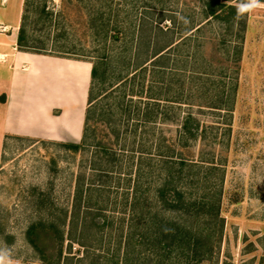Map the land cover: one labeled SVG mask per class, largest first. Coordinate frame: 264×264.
I'll list each match as a JSON object with an SVG mask.
<instances>
[{
    "label": "rangeland",
    "instance_id": "obj_1",
    "mask_svg": "<svg viewBox=\"0 0 264 264\" xmlns=\"http://www.w3.org/2000/svg\"><path fill=\"white\" fill-rule=\"evenodd\" d=\"M113 2V11L109 14L110 27L107 32L97 35L86 24L79 0H46L47 10L66 12L65 17L50 29L49 48L61 54L47 56L67 58L91 67L97 59L112 57L110 66L124 78L116 86L114 96L122 95L125 88L134 91L133 101H139L137 96H141L142 107L150 101L148 97L151 93L161 95L159 97L163 99L169 97L171 101L187 100L191 78L196 77L192 78L193 84L200 85L198 76L191 72L193 69L213 75L211 92L217 91L216 88L222 89L224 83L231 87V70L220 78L216 75L220 70L215 68L221 63L225 67L233 65L224 55L233 51L235 42L221 49L210 41L203 45L205 41L202 39L217 38L213 28L207 25L201 32L186 36L189 38L183 34L191 24L202 21L200 0ZM145 2L149 3L152 11L146 12L140 7ZM245 11L247 31L230 137L224 135V126H219V123H225L226 117L223 119L208 114L206 118L218 126L219 144L223 143L227 148L222 201V216L226 225L222 240L215 245L210 264H264V0H256L255 4L248 0ZM145 13L176 19L174 33L161 39L159 46L167 45L170 38L183 40L176 51L179 54L177 65L172 69L157 70L150 63L145 65L148 66L146 71L136 69L147 56L143 54L139 60L135 57L138 47L144 49L145 46V43H140L141 37L131 32L121 34L119 40L113 38L119 34H116L113 22L125 19L136 22ZM166 26L172 27L173 24L169 21L162 24V27ZM50 30H43L37 35L47 39ZM195 53L197 59H194ZM114 54L118 56L113 58ZM33 65L39 66L45 74L64 72L62 64H45L42 60H35ZM7 70H0L3 80L10 75ZM60 80L57 84L69 90V82ZM184 81L185 90L181 91L179 85ZM170 83L171 88H168ZM3 97L5 94L1 92L2 100ZM160 103L162 110L166 103ZM169 108L174 113V119L188 111L186 104L176 102L169 103ZM137 109L134 103L129 122L115 117L121 134L119 146L114 147L119 156L115 161L114 174L102 179L92 172L94 148L74 153L61 145L77 143L72 138L64 141L51 139L41 128L35 131V136H14L6 133L3 126L0 127L1 256L21 260L25 264L44 257L52 264H136L139 260H142L140 264H180L175 259L179 252L156 247L154 237L158 232V223H152L150 216L140 220L139 215L147 216L157 208L154 192L160 181L161 159L153 151L156 140L164 137L168 145L177 147V151H181L189 161L196 150L179 148L177 122L164 123L158 119L152 124L137 116ZM193 111L197 112L196 109ZM2 118L0 114V125ZM44 123L49 126L47 120ZM63 130L56 127L58 134H63ZM58 137L61 138L60 135ZM188 172L192 176L194 171ZM81 173L87 177L80 207L84 214H81L83 220L80 218L73 223L71 213L75 210L76 183ZM218 176V173L211 176V184H216ZM91 181L95 183L93 186H90ZM214 187L216 191L218 187ZM192 193L194 197L196 192L193 190ZM40 220L58 222L42 223L47 229L40 242L45 247L44 251L35 249L26 235L28 228ZM188 225L197 229L201 223Z\"/></svg>",
    "mask_w": 264,
    "mask_h": 264
},
{
    "label": "trees",
    "instance_id": "obj_2",
    "mask_svg": "<svg viewBox=\"0 0 264 264\" xmlns=\"http://www.w3.org/2000/svg\"><path fill=\"white\" fill-rule=\"evenodd\" d=\"M114 0H79L80 10L86 16V24L96 32L97 35L107 32L110 27V15L113 11ZM248 0H200V8L203 14L202 21L193 23L183 34L201 32L202 29L210 26L215 31L216 39L204 40L203 45L212 42L218 49L225 47L228 43L235 42L233 51L228 52L224 57L233 63L225 67L224 64H218L215 68L220 70L216 75L226 76L231 70L230 78L233 80L231 87L224 83L222 89L211 92L210 85L211 74L206 71L191 70L192 74L198 76L200 85L189 84V96L187 100L177 99L171 101L169 97L161 98V95L151 93L142 107L141 96H137L139 101L134 100V91L125 88L122 95L114 96L116 87L124 78L114 72L110 66L112 57H103L93 62L91 70V83L88 92V101L85 111V120L83 135L80 142L63 143L64 148L74 153L85 152L90 148L96 150L94 154L92 172L99 178L109 177L114 174L115 161L117 160V151L114 147L119 146L120 129L116 127L115 117L119 116L120 121H130L131 108L136 103L137 116L149 123H154L158 119L166 122L178 123V141L179 148H194L195 155L191 161L185 158L177 147L168 145L164 137L156 140L153 151L161 159V176L155 189L156 211H152L147 216L140 214L139 218H149L152 223H158V232L154 240L156 247L161 250L170 249L180 254L175 258L180 264H210L215 245L222 240L225 229V218L222 216V201L224 194L225 167L227 165V156L223 143L219 144L218 126L206 120L208 114L217 117H226L225 123H219L224 126L227 137L232 131L233 113L236 105L238 92L239 74L241 61L243 57V45L247 31V16L245 15V6ZM149 3L145 2L140 6L143 10L152 11ZM149 11V12H150ZM161 14V11H160ZM64 10H47L46 0H25L21 24L18 33V49L23 52L48 55L59 53L50 47L51 28L57 25L61 18H64ZM151 13L142 14L135 22L131 19L115 21L114 29L116 34L114 40H119L121 34L136 33L139 35L140 43H145L144 49L139 46L135 52L138 60L143 54H146L145 61L137 66L136 69L147 70L148 63L157 70L172 69L177 65L180 49L183 40L170 38L167 45L159 47L160 41L165 36L174 33L176 26L175 17H165L164 15L153 16ZM173 24L172 27H162L165 22ZM40 24L44 27L40 28ZM54 29V27H53ZM49 31L48 37H39L37 34L41 31ZM55 32V31H54ZM44 33V32H43ZM168 38V37H167ZM189 38V37H186ZM230 38V41H229ZM233 39V40H232ZM182 40V41H181ZM188 40V39H187ZM145 52V53H144ZM195 53V57L196 58ZM118 55L114 54L113 58ZM144 56V55H143ZM209 62H207V66ZM232 75V76H231ZM185 81L179 85V90H185ZM171 83L168 88H171ZM152 90V88H151ZM152 92V91H151ZM161 96V97H159ZM184 98V95H181ZM127 97L129 98L127 101ZM4 100V97H3ZM107 104H103V101ZM166 104L162 107L161 103ZM176 102L186 104L188 111L179 115L177 119L172 117L174 113L170 111L169 103ZM143 109H142V108ZM194 109L197 110L193 111ZM228 119V120H227ZM109 130V131H108ZM154 137V136H153ZM222 139V138H221ZM102 153V156L100 155ZM188 171L192 172L189 176ZM218 173L216 184H211V176ZM94 176V175H92ZM86 175L79 174L77 177V201L75 210L71 213V222L79 221L81 218V203L86 183ZM192 179L193 181H189ZM90 186L95 183L91 181ZM218 187L216 191L215 187ZM91 188V187H88ZM139 187L136 192L138 193ZM193 190L196 195L192 197ZM68 216V214H66ZM65 216V218H67ZM84 216V215H83ZM176 216V218H175ZM81 220H83L81 218ZM27 230L29 243L37 250L44 251L41 239L43 234L47 233L46 227L42 223H58L55 220L46 222L43 220L34 222ZM65 223V222H64ZM188 223H201L199 228L194 229ZM55 229V227H53ZM57 230V229H56ZM46 236V235H45ZM44 254V252H43ZM61 255V251H60ZM43 264H52L47 258L40 259ZM139 260L136 264H140ZM128 262V261H127ZM118 264V263H116Z\"/></svg>",
    "mask_w": 264,
    "mask_h": 264
},
{
    "label": "crops",
    "instance_id": "obj_3",
    "mask_svg": "<svg viewBox=\"0 0 264 264\" xmlns=\"http://www.w3.org/2000/svg\"><path fill=\"white\" fill-rule=\"evenodd\" d=\"M24 2L0 0V70L5 68L10 73L7 79L0 77V93L5 94L4 100L0 98V114L3 117L0 127L3 126L6 133L14 136H35V131L41 128L51 139L64 141L72 138L80 142L92 67L67 58L20 51L17 39ZM35 60H42L45 64H62L64 72L45 74L38 65H33ZM23 68L26 70L23 71ZM24 74L31 75L24 77ZM59 80H67L69 90L62 89V85L57 84ZM46 120L49 126L48 123L43 125ZM57 126L64 129L63 134L56 132ZM0 264L25 263L0 255Z\"/></svg>",
    "mask_w": 264,
    "mask_h": 264
},
{
    "label": "built area",
    "instance_id": "obj_4",
    "mask_svg": "<svg viewBox=\"0 0 264 264\" xmlns=\"http://www.w3.org/2000/svg\"><path fill=\"white\" fill-rule=\"evenodd\" d=\"M26 264H43V263L40 261H31V262H28Z\"/></svg>",
    "mask_w": 264,
    "mask_h": 264
},
{
    "label": "clouds",
    "instance_id": "obj_5",
    "mask_svg": "<svg viewBox=\"0 0 264 264\" xmlns=\"http://www.w3.org/2000/svg\"><path fill=\"white\" fill-rule=\"evenodd\" d=\"M252 3L255 4L256 3V0H252Z\"/></svg>",
    "mask_w": 264,
    "mask_h": 264
},
{
    "label": "bare ground",
    "instance_id": "obj_6",
    "mask_svg": "<svg viewBox=\"0 0 264 264\" xmlns=\"http://www.w3.org/2000/svg\"><path fill=\"white\" fill-rule=\"evenodd\" d=\"M66 68V67H65ZM74 72V71H73Z\"/></svg>",
    "mask_w": 264,
    "mask_h": 264
}]
</instances>
